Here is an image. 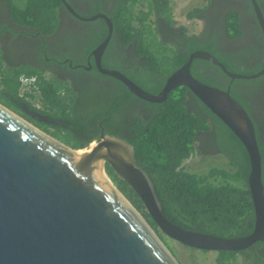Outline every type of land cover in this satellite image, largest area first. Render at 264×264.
<instances>
[{
	"label": "trees",
	"instance_id": "trees-1",
	"mask_svg": "<svg viewBox=\"0 0 264 264\" xmlns=\"http://www.w3.org/2000/svg\"><path fill=\"white\" fill-rule=\"evenodd\" d=\"M3 1L9 6L10 19L16 25L34 31L33 34L40 33L48 37L55 34L59 27L60 11L65 8L61 0H24L20 8L14 7L11 0ZM67 1L70 3V0ZM103 1L105 0L93 2L95 12L90 16L79 14L84 18H90L98 13H105L111 19L115 29L119 30L123 36L125 44H130L134 40L137 43V57L144 56L147 59L144 65L136 64L129 69L121 66V61L112 62L104 59L103 67L118 69L145 91L154 95L160 93L167 78L179 66L183 65L189 55L195 51L212 54L223 63L229 72L237 73L236 66L216 48L218 42L216 34H221L229 41L243 36L242 15L240 10L232 4L241 0H205L206 6L197 7L188 12L186 17L189 20L198 19L204 22L206 17L210 16L214 21L213 25H216L209 28L205 24L199 35L191 36L188 35V30L185 27L179 28L182 37L186 40L177 39L176 42L171 43L174 46L170 57L171 68H169V72L165 73H160L154 68V59L149 56V50L144 44V33L138 26H144L145 30L149 28L155 41L156 36L160 35L159 21L177 28L170 0H116L115 4L107 9H104ZM145 2L149 3L155 17L153 22L156 29L154 30L151 25L144 24L145 15L134 14L131 10L135 4L145 5ZM242 2L249 5L251 17H254V21L258 23L251 0H242ZM257 2L264 14L262 7L264 2L262 0H257ZM219 4L222 6L219 7ZM97 21L104 24V31L96 38V43L91 44L93 45L92 49L105 40L108 35V28L104 20L98 19ZM83 25H86L84 29L87 33L93 24ZM253 27V34L255 33L259 37L260 51L263 54L262 59L251 62L259 67L256 70L258 72L264 66V36L260 31L261 28ZM258 31H260L259 34L256 33ZM159 43L168 47L162 37ZM113 44L114 41H111L109 49ZM258 45L255 44L249 48L259 49ZM242 52H235L232 55L238 58L237 63L240 65H248L249 62L246 64L242 59H239ZM67 58L71 62L74 61V64L76 63V58L70 55L63 56L62 60ZM197 62L216 68L218 75L224 74L220 68L210 62L197 59L194 64ZM156 63H158L157 60ZM43 73L44 71L41 69L31 67L13 69L9 72L3 60L0 59V102L22 115H26L23 107L27 105L30 110L50 114L52 118L59 119L64 124L52 125V136L76 150L86 148L89 143L99 140L102 129L105 134L130 142L135 148L137 165L149 174L155 184L164 215L170 222L184 230L230 239L246 237L254 231L255 213L248 185L251 172L249 155L232 131L189 89L181 87L171 92L166 101L150 103L130 93L127 87L117 79L100 74L96 69H93L90 73L96 78L95 82L99 80L109 82L115 87V92L112 100H108L107 103H102L100 99H97L96 107L92 111H87L86 116L82 119V115L76 113L72 100L73 93L71 97L61 98L57 94L61 88H58V82L45 81ZM22 75H36L41 80L39 87L47 111L35 109L30 101L20 96L19 79ZM196 77L204 83L216 87L209 76L198 74ZM259 80L264 81V76L248 81H254L256 89L260 90L264 86H258ZM242 81L247 80H234L230 93L231 97L247 111L254 124L262 158V182L264 185V123L255 120L247 106L249 103L247 100H245L246 103L240 102L237 96V91H239L237 82ZM137 105H142L146 109V116L136 115L134 108ZM35 122L39 123L37 120ZM100 124L102 125L100 126ZM124 126L129 127L128 135H124ZM208 137H212L215 143L213 150H210L209 153L198 146V140ZM194 156L200 157L201 170H197L196 164L198 163L186 166V162ZM214 158L219 161L224 159V162L211 164L212 166L207 169L206 162ZM106 168L114 183L158 231L156 224L147 214L141 199L134 190L129 187L126 181L120 179L109 165ZM217 254L216 264H235L238 258H241L244 264H264V243L258 242L240 252H217Z\"/></svg>",
	"mask_w": 264,
	"mask_h": 264
},
{
	"label": "water",
	"instance_id": "water-1",
	"mask_svg": "<svg viewBox=\"0 0 264 264\" xmlns=\"http://www.w3.org/2000/svg\"><path fill=\"white\" fill-rule=\"evenodd\" d=\"M61 1L84 22H107L109 33L92 52L99 73L117 79L150 103H162L172 91L185 87L239 139L250 160L254 231L230 239L184 230L164 215L155 184L137 165L130 142L102 134L76 150L0 102V264H180L160 234L212 252H240L264 242L262 158L254 124L231 97L230 88L207 85L191 73L197 59L220 67L232 81L259 78L264 68L251 75L231 73L212 54L195 51L168 77L159 94H150L122 72L103 67L102 57L113 35L111 19L103 13L81 17L67 0ZM251 2L264 36L261 6L257 0ZM33 115L40 123H60L41 113ZM107 165L138 195L158 231L114 183Z\"/></svg>",
	"mask_w": 264,
	"mask_h": 264
},
{
	"label": "flooded vegetation",
	"instance_id": "flooded-vegetation-1",
	"mask_svg": "<svg viewBox=\"0 0 264 264\" xmlns=\"http://www.w3.org/2000/svg\"><path fill=\"white\" fill-rule=\"evenodd\" d=\"M94 1L96 0H70L69 4L72 7L73 11L77 15L81 16L79 14L81 13L80 11L83 12L91 4H93ZM103 2H104V9H107V8H111L115 4L116 0H108V1L105 0ZM232 4L234 5V7H237L236 9L240 10V13L242 15L241 28L244 31V34L241 38L236 39L234 41H229L226 37L223 38L221 34H216V37L218 40V42L216 43V48L223 55H226L229 61L237 63L238 60L235 61V59H238V58L234 57L232 53L244 51L246 49L247 44L244 43V41L248 38L249 28H252L253 26H255L256 28L258 27L261 28V27L259 23L254 21V17H251L248 15L249 5H246L244 2H240V3L235 2ZM262 7L264 8L263 5ZM60 12H61L60 13L61 15L59 17L60 18L59 27L57 28L53 36L48 37L40 33L33 34L34 31L23 29V27L16 25L10 19L9 6L3 0H0V59L3 60V63L9 72L13 71V69L14 70L21 69L25 67H31L33 69H41V71H44L43 74H45L49 80L58 82L57 86L58 88L60 87L61 88L58 90L57 94L60 95L61 98L71 97L73 93L72 100L74 101L76 113L81 114L82 115L81 118L84 119V117L87 114V111H90V110L92 111L96 107L97 99H100L102 103H107L108 100L109 101L112 100V96L115 92V87L112 86L109 82H106L104 80H99L95 82L96 78L93 77L94 75L90 73L93 71V69H96L94 58L92 56V52L104 40L100 44L96 45L88 55H84L85 57L77 56L76 53H74L69 48H63V49L58 48L57 45L59 41L62 40V36H61L62 28H65L66 31H69L70 29H76L81 25L84 26L83 23H90V22H84L80 20L67 7H65L64 9H61ZM104 22H105L106 27L108 28V33H109L108 24L105 20ZM213 22H214L213 19L210 16H207L206 21L203 22L204 27H205V24H206V27H209V28L214 27L216 24L213 25ZM91 23H95V24H93L90 27L89 32H87L90 37L89 44H95L97 41L96 38L102 35L104 31V24L103 23H101L102 25L96 24L98 23L97 20ZM218 24H217V27H218ZM158 28H159V33H160L159 36L162 37V39L168 43L176 42L177 39L186 40V38L182 37V33L179 28L170 27L167 23L163 21H159ZM260 31L262 33L261 29ZM260 31L256 33L259 34ZM112 32H113V35H112L111 41H114V44L112 45L110 49H109V46L106 48L103 54V57H102V65H103L104 59H106L107 61H112V62L121 61L120 65L123 66L125 69L133 68L136 64L144 65V61L146 60L145 57L144 56L137 57L136 55L137 43L134 40H132L130 44L126 45L125 41L123 40L124 39L123 36L120 34L119 30L115 29L114 26H113ZM26 33H29L30 35ZM255 44H259L258 46H259V49L261 50L259 37H257V35L254 33L252 38L249 41L248 46L252 47V45H255ZM65 55H70V56L75 57L76 63L74 64V61L71 62V60L68 58L63 61L62 58ZM78 57L82 58V60L79 61ZM257 60L259 59H255L254 61H257ZM242 61L248 64L246 60L242 59ZM193 66H194V63H193ZM193 66L191 68V73L196 79H198L193 72L194 71ZM111 70L119 71L118 69H111ZM82 77H84L83 81H82ZM259 78H256V79H259ZM233 82L234 81H232L229 78L227 84L224 83V85L226 84V89H229V88L231 89ZM68 88L71 89L72 91H70ZM256 91H257L256 94H254L255 99H253L251 95L250 97L245 96V99L249 102L247 106L249 107L255 120L258 121L259 123H264V87L260 90L256 89ZM134 109L136 111V115H142L144 117L147 114L146 109H144L142 105H137L135 106ZM42 110L47 111L48 110L47 106L39 111H42ZM24 111L27 116L24 114L23 115L20 114V115L26 118L31 123H33L35 126L40 128L41 130L45 132L48 131L46 133L52 134L51 133V131H53V128H51L52 125H63L64 124L59 119L52 118L50 114H42V113H41L42 115L47 116L50 120L60 121V123L59 124H45V123H40V122L36 123L35 120L38 121V118L34 117L33 114H37L40 112H35L33 110H30L29 107L25 108ZM101 125L102 124H100V126ZM103 132L104 130L102 129L100 136L102 134H105ZM123 132H124V135H128L129 127L124 126ZM213 140L214 139H212V137L201 138L200 140H198V146L202 150H205L207 151V153H209L210 150H213V147H214L213 144H215ZM260 243H264V242H260Z\"/></svg>",
	"mask_w": 264,
	"mask_h": 264
},
{
	"label": "rangeland",
	"instance_id": "rangeland-1",
	"mask_svg": "<svg viewBox=\"0 0 264 264\" xmlns=\"http://www.w3.org/2000/svg\"><path fill=\"white\" fill-rule=\"evenodd\" d=\"M23 1L24 0H11L13 6L17 8H20L22 6ZM262 1L264 2V0ZM238 2L240 3L242 2V0ZM148 4H149L148 2H145V5L139 3L135 4L134 6L131 7V10L134 14L145 15L146 20H144V24L151 25V28L154 30L156 29V25L153 22L155 17L151 11L152 9L149 7ZM170 5L172 7L173 16L177 28L185 27L188 30V35H199L200 32L203 31L204 29L203 21L198 19L189 20L187 19L186 15L194 8L206 6L207 2L205 0H170ZM221 6L222 5L219 4V7ZM80 12L82 13V15L90 16L93 12H95V5L91 4L83 12L82 11ZM251 14L252 13L250 12V9L248 8V15L251 16ZM83 24H95V23H83ZM96 24L102 25L100 21H98V23ZM135 24L137 25V21L135 22ZM85 26L81 25L78 28L70 29L69 31H66L65 28H62L61 31L62 40L59 41L57 45L58 48L59 49L69 48L74 53H76L77 56L80 57L84 55H88L91 52L93 45L89 44L90 37L89 34L86 33V29H84ZM138 27L141 28L144 33V37H143L145 40L144 44L146 46V49L149 50V56L154 59L155 62L154 68L157 69L160 73L169 72V68H171L170 65L171 50L173 49L172 47L174 46L168 42H167L168 47L164 46V44L159 43L161 41L159 35L156 36V41H155V38L152 37L151 35L152 32L149 28L145 30L144 26L140 25ZM253 28L254 27L249 28L248 38L244 41V43L247 44L246 49L240 54V58L246 60L247 62H249V64L240 65L239 63L232 62L233 65L236 66L237 73L239 74L251 75L256 73V70L259 67L251 62H255L254 61L255 59H260L263 55L260 49L249 48L248 46L249 41L253 36V32H254ZM80 57H78L79 61L82 60V58ZM156 60L158 61V63H156ZM235 61H237V59H235ZM193 68H194L193 72L196 76L198 74H205L214 81L215 86L217 88L226 89L224 83H227L229 79L225 74L221 73V75H218L219 73L216 71V68L210 66L209 64H204L201 62L195 63ZM83 80L84 77H82V81ZM258 84H259L258 86H264V81L259 80ZM237 85L239 89V91H237L238 93L237 96L239 97L240 102L242 103L245 102L246 100L245 96L250 97L251 95V97L255 99L254 94H256L257 91L255 87L256 84L254 81L247 80V81L237 82ZM147 92L153 94L149 91ZM200 161H201L200 157L198 156L194 158L192 157L191 161L188 162L186 166H191L192 164L198 163L196 164L197 170H201L202 163ZM223 162L224 159H222L221 161L215 158L211 159L206 162L207 163L206 168L208 169L210 166H212L211 164H218ZM160 236L163 239L164 243L167 245V247L170 249V251L173 253V255L176 257V259L180 262V264H216V258L218 257L217 252L192 249L190 247H186L180 243H177L169 238H166L162 236V234H160ZM235 264H244V262L241 258H238Z\"/></svg>",
	"mask_w": 264,
	"mask_h": 264
},
{
	"label": "built area",
	"instance_id": "built-area-1",
	"mask_svg": "<svg viewBox=\"0 0 264 264\" xmlns=\"http://www.w3.org/2000/svg\"><path fill=\"white\" fill-rule=\"evenodd\" d=\"M44 80L47 81L48 78L44 76ZM19 82H20V89H19L20 96L25 98L27 101L33 103L34 107H36L37 109H42L43 101L39 87L41 80H39L37 76L30 77L24 75L20 77Z\"/></svg>",
	"mask_w": 264,
	"mask_h": 264
},
{
	"label": "clouds",
	"instance_id": "clouds-1",
	"mask_svg": "<svg viewBox=\"0 0 264 264\" xmlns=\"http://www.w3.org/2000/svg\"><path fill=\"white\" fill-rule=\"evenodd\" d=\"M191 36V35H190ZM160 37V36H159ZM160 39H161V37H160ZM172 48H174V47H172ZM212 64V63H211ZM97 70V69H96ZM176 71V70H175ZM174 71V72H175ZM121 72V71H120ZM173 72V73H174ZM172 73V74H173ZM101 74V73H100ZM125 75V74H124ZM36 76V75H35ZM43 76H46L45 74H43ZM31 77V76H30ZM38 77V76H37ZM44 78V77H43ZM168 79V78H167ZM47 81H50L49 79L47 80ZM206 84V83H205ZM208 85V84H207ZM214 87V86H213ZM220 89V88H219ZM223 90H226V89H223ZM173 92V91H172ZM159 94V93H158ZM157 95V94H156ZM169 96V95H168ZM41 97H42V95H41ZM34 98V97H33ZM168 99V98H167ZM42 101H43V108H45L46 106H45V102H44V100H43V98H42ZM32 105H33V103H32ZM34 106V105H33ZM35 109H37L36 107H34ZM42 108V109H43ZM37 110H41V109H37ZM194 157H197V156H194ZM191 161V159L190 160H188L187 162H186V164L188 163V162H190Z\"/></svg>",
	"mask_w": 264,
	"mask_h": 264
}]
</instances>
